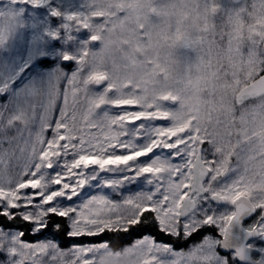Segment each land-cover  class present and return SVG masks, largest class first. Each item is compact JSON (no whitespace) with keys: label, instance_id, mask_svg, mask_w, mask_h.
I'll return each mask as SVG.
<instances>
[{"label":"snow or ice","instance_id":"snow-or-ice-1","mask_svg":"<svg viewBox=\"0 0 264 264\" xmlns=\"http://www.w3.org/2000/svg\"><path fill=\"white\" fill-rule=\"evenodd\" d=\"M12 2L39 7L46 0ZM83 7L50 15L99 45L98 33L118 18L111 6ZM0 22L6 33L17 23L11 14ZM146 39L141 26L123 41L129 60ZM61 59L74 65L63 89L60 73L18 94L0 81V95H12L0 104V264H264V198L242 178L241 150L221 164L199 126L173 122L167 98L145 109L139 88L118 74L81 69L68 53ZM69 83L74 97L89 94L79 135L66 123ZM257 91L264 97V76ZM37 115V141L14 144L18 137L7 129ZM177 239L188 246L173 249Z\"/></svg>","mask_w":264,"mask_h":264},{"label":"rangeland","instance_id":"rangeland-1","mask_svg":"<svg viewBox=\"0 0 264 264\" xmlns=\"http://www.w3.org/2000/svg\"><path fill=\"white\" fill-rule=\"evenodd\" d=\"M93 4L98 9L111 6L118 18L98 33L99 45H92L88 33L75 24L66 30L62 17L50 15L53 8L61 13L83 12L88 11L83 5ZM10 14L17 23L9 33L0 22V38H4L0 81L12 82L8 93H22L57 73L63 89V76L74 65L67 61L69 69L64 68L61 56L79 57L81 69L116 73L123 83H132L133 91L139 88L145 109L167 98L165 108L173 122L199 126L212 141L221 164L241 150L242 178L253 195L264 198V97L236 102L238 92L264 70V0L237 4L232 0H46L39 7L0 0V15ZM141 26L146 46L133 62L127 58L130 48L123 41ZM53 31L58 34L55 39L47 35ZM98 56L102 58L97 60ZM41 62L51 63L50 67L40 66ZM83 79L82 74L79 80ZM68 89V133L79 135L89 112V94L80 91L74 97L71 83ZM11 99L10 94L0 95V104ZM97 120L106 122L103 117ZM39 124L37 115L27 126L18 123L7 129V135L18 137L14 144L37 141ZM0 125L6 127L4 120Z\"/></svg>","mask_w":264,"mask_h":264},{"label":"water","instance_id":"water-1","mask_svg":"<svg viewBox=\"0 0 264 264\" xmlns=\"http://www.w3.org/2000/svg\"><path fill=\"white\" fill-rule=\"evenodd\" d=\"M234 1H237V0H234ZM262 49H263V52H264V43L262 44ZM264 76V75H262ZM260 78L259 77L258 79L254 80L252 83H250L249 85H247L246 87H244L238 94L237 96V102L241 103V97L242 96H245V102H248V101H252V100H256V99H259L261 98V96L259 95L258 93V88L260 87ZM244 103V102H243ZM196 163V161L194 160V164ZM251 217L245 219L243 221V223L245 221H247L248 219H250Z\"/></svg>","mask_w":264,"mask_h":264},{"label":"trees","instance_id":"trees-1","mask_svg":"<svg viewBox=\"0 0 264 264\" xmlns=\"http://www.w3.org/2000/svg\"><path fill=\"white\" fill-rule=\"evenodd\" d=\"M49 64H51V63H48V62H41V63H40V66H43L44 68H49V67H50ZM62 65H63V64H62ZM63 67L66 68V69H69V65H68V64H67V66H66V65H63ZM29 239H31V238H29ZM197 239H198V238H197ZM192 242H193L192 238H189L188 243H192ZM170 243H171V246H172L174 249H179V247H184V248H186V247L188 246V244H185L183 240H179V239H177V240H175V241H171Z\"/></svg>","mask_w":264,"mask_h":264},{"label":"flooded vegetation","instance_id":"flooded-vegetation-1","mask_svg":"<svg viewBox=\"0 0 264 264\" xmlns=\"http://www.w3.org/2000/svg\"><path fill=\"white\" fill-rule=\"evenodd\" d=\"M242 0H240V2H241ZM251 220V219H250ZM250 220H248L247 222H245L244 224H247V223H249L250 222Z\"/></svg>","mask_w":264,"mask_h":264}]
</instances>
